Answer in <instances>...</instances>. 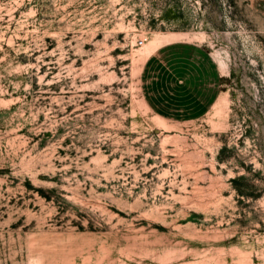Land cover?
<instances>
[{
	"label": "rangeland",
	"instance_id": "1",
	"mask_svg": "<svg viewBox=\"0 0 264 264\" xmlns=\"http://www.w3.org/2000/svg\"><path fill=\"white\" fill-rule=\"evenodd\" d=\"M161 51L204 114L150 109ZM0 264H264V0H0Z\"/></svg>",
	"mask_w": 264,
	"mask_h": 264
},
{
	"label": "crops",
	"instance_id": "2",
	"mask_svg": "<svg viewBox=\"0 0 264 264\" xmlns=\"http://www.w3.org/2000/svg\"><path fill=\"white\" fill-rule=\"evenodd\" d=\"M160 52L149 57L142 69L144 98L161 116L198 117L217 99L221 77L216 67L192 63L188 58Z\"/></svg>",
	"mask_w": 264,
	"mask_h": 264
}]
</instances>
